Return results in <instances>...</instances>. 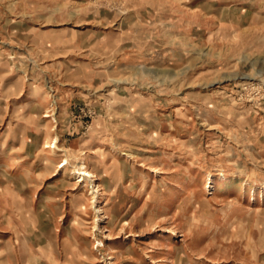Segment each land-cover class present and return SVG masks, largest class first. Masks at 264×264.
Here are the masks:
<instances>
[{
  "label": "rangeland",
  "instance_id": "rangeland-1",
  "mask_svg": "<svg viewBox=\"0 0 264 264\" xmlns=\"http://www.w3.org/2000/svg\"><path fill=\"white\" fill-rule=\"evenodd\" d=\"M0 264H264V0H0Z\"/></svg>",
  "mask_w": 264,
  "mask_h": 264
},
{
  "label": "bare ground",
  "instance_id": "bare-ground-1",
  "mask_svg": "<svg viewBox=\"0 0 264 264\" xmlns=\"http://www.w3.org/2000/svg\"><path fill=\"white\" fill-rule=\"evenodd\" d=\"M45 146H49L48 144H45ZM69 163V159L67 158V157H64L61 161H59L58 162V164H57V167L58 168H63V167H66V165ZM81 166H83V167H80V169L78 170V174H77V178H78V180H80V181H86V180H90L91 181V183H92V177L93 176H95V173L91 170V169H89V168H87V166L85 167V165L83 164V165H81ZM95 178H93V180H94ZM98 184H92L91 185V188H92V190L90 191V193H92L93 195H92V201L94 202V199H95V197H96V193L98 192V190H99V188H98ZM98 210H100V208L98 209ZM97 220V222H98V220L99 219H97V218H95V221ZM100 241V240H99ZM113 257V256H112Z\"/></svg>",
  "mask_w": 264,
  "mask_h": 264
}]
</instances>
